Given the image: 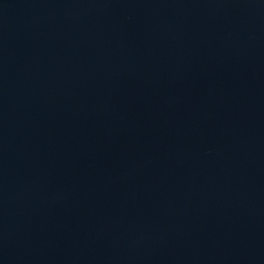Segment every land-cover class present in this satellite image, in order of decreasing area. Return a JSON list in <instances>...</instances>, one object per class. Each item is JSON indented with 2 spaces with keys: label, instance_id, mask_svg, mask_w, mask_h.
Wrapping results in <instances>:
<instances>
[{
  "label": "water",
  "instance_id": "95a60500",
  "mask_svg": "<svg viewBox=\"0 0 264 264\" xmlns=\"http://www.w3.org/2000/svg\"><path fill=\"white\" fill-rule=\"evenodd\" d=\"M0 264H264V0H0Z\"/></svg>",
  "mask_w": 264,
  "mask_h": 264
}]
</instances>
